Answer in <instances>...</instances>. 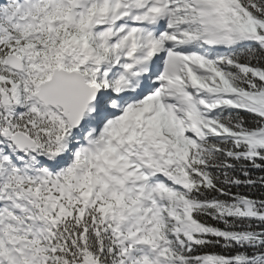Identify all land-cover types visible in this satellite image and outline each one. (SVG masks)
<instances>
[{"label": "rangeland", "instance_id": "1", "mask_svg": "<svg viewBox=\"0 0 264 264\" xmlns=\"http://www.w3.org/2000/svg\"><path fill=\"white\" fill-rule=\"evenodd\" d=\"M168 1L172 6V10L168 15V20H170L169 27L163 33V41H161L165 55L162 64V75L156 80V82L160 83V86L155 88L154 93L143 102L135 105L131 115L119 119L116 126H111L105 132V137L103 138L107 148L103 149V152L99 151L95 158L79 162L75 167L76 172L72 173V179H77L80 187L82 186L81 183L84 184L88 181L86 186L90 188L92 183L102 203L106 204L108 208L116 204L118 211L116 217L113 218L116 221V231L119 235H123L127 242L132 241V245L139 248L143 244L142 239H148L147 243H145L151 251L147 250L148 256L143 257L151 261V264H169L166 257L172 247V238L170 234H167L168 231L166 232L167 223L169 222L168 206L170 203L175 204L173 211L180 215V209L186 207L184 203L194 185L180 174H176L174 177L163 176L162 180L167 182V186L161 179H157L153 186L149 182L148 177L152 178L154 175L152 170L155 169L156 162L159 163L157 168L164 163L172 162L194 142L204 140L206 126H204L203 117L216 106L214 101L211 100V92L208 90H212L215 84L220 86L223 93H228L232 90L230 74L220 70L219 67H215V63L210 65L206 62H211V56L208 54L210 50L202 51L200 48H194L198 42L197 38H191V36L183 32L186 27L187 8L183 5L185 3L181 0ZM197 2L200 1L197 0ZM76 3L80 2L74 1L71 3L73 8ZM50 7L55 11L54 13L50 12L49 16H46V12H40L39 9L30 13L31 22L26 28L27 26L14 24L21 21L15 16L9 20L7 15L11 8L7 7L5 0L0 3V10L4 12V16H0V21L2 22L5 17L7 25L21 36V39H14L13 33H10L8 27L0 22L1 50L4 49L3 52L7 51V54L17 55L22 58L24 63V72L22 74L14 73L5 68L1 69L0 84L6 85L8 87V89L5 88L6 90L23 100L25 111L33 115H37L40 112L46 115L47 119L43 120L44 123L39 119H36V123L33 120L29 121L30 128L38 127V123H43V125L47 123L54 128L57 125V127H60L58 128L59 130H63L65 125L58 115L52 111L40 108L39 104L33 99V93L39 83L49 78L50 66L53 63L65 70H75L83 73L88 81L99 78L102 73L101 63L106 56V52L108 56H110V52L103 49V40L101 38L99 40L93 39L91 25L93 22L96 25L97 21L105 19L104 13L107 10H111V7L105 8V10L98 9L94 13L91 12L83 16V18H81L82 14L79 17L73 14V10H71L70 14L77 20L76 22L73 21L71 26L68 27L65 22L68 23L71 20V16L63 12L66 9L54 5ZM188 7L190 11L191 8L190 6ZM200 7L208 9V5L205 4L200 5ZM61 8L62 10L59 12ZM13 12H15L14 8ZM199 17L208 24L207 20L210 17V13L207 11ZM48 18H54V22L45 26ZM219 19V22L224 21L222 16ZM62 24H65L64 27L71 30L63 32ZM53 26L55 30L51 29ZM34 28L38 34L32 36L31 32L34 31ZM46 28L49 38L48 42L44 44L41 38L39 39V36L44 33ZM207 28L208 33H217L212 25H208ZM219 39V36H216L213 41L218 42ZM250 43L254 44L256 40L246 42V44ZM227 48L228 46L221 49ZM197 51L207 55H201ZM205 59L207 60L205 61ZM48 62H51V64ZM179 91L186 92L188 96L186 103L190 105L188 106L189 110H185L177 103L176 94ZM145 113H147V117L144 116ZM199 114L202 120L193 118ZM45 129H42L41 135L48 132ZM213 133L216 137L230 135L223 128L214 130ZM35 135L37 139H40L38 133ZM69 142L67 140V144ZM116 148L122 150L124 154L126 153L129 158H125L122 153H117ZM80 167L81 169L79 170ZM87 170L92 171L95 176L85 177L86 174H82V172ZM173 170L171 169L170 171ZM39 174L42 175L39 178V182H42L50 175L45 170ZM5 177L6 175L0 177V184L8 182ZM61 178L64 177L58 174L57 180ZM136 185L146 187L148 191V193L140 191L138 193L137 189L134 190L140 195V200H143V197L146 199L150 196L157 200L155 202L156 206L153 207V211H156L154 215H150L148 210H143V208H146L145 205L133 200V195L129 190L130 187H135ZM66 191L70 193L69 190L64 189L60 192L65 195ZM3 192L5 193L2 194ZM165 196L167 200L165 199L166 203L164 202L163 205ZM177 200H180L184 205L181 206V203H175ZM20 204L10 189L6 191L0 185V211L3 205L5 206L3 214L10 211L20 213L22 210V205ZM12 207L16 210L12 209ZM20 215L17 217L14 215L5 217L6 220L7 217H10L9 221H12L11 227L9 226L7 230L10 233L13 230H16V233L23 232L25 236L29 237L31 233L29 234L28 231L33 229L34 226L27 223L25 216L21 217ZM160 216L161 226L155 228L150 219L153 218L154 222H158L160 221ZM40 229H43V227L41 226ZM190 229L191 223H189V229H184V231H187V239L191 238ZM160 234L162 239H166V241L163 244L156 243V246H152L151 241H155V239L161 240ZM7 255L11 256V258L19 257L20 253L10 251Z\"/></svg>", "mask_w": 264, "mask_h": 264}, {"label": "trees", "instance_id": "2", "mask_svg": "<svg viewBox=\"0 0 264 264\" xmlns=\"http://www.w3.org/2000/svg\"><path fill=\"white\" fill-rule=\"evenodd\" d=\"M225 1V16L235 25L233 38L256 37L259 44L220 61L231 76L232 92L212 98L217 105L203 118L205 141L176 164L195 184L188 199L195 227L193 239L186 240L185 210L179 215L170 206L167 260L174 264H264V107L246 99L252 95L264 102V0ZM195 31L187 26L188 33ZM213 88L221 91L218 84ZM220 128L230 135L216 137L213 131ZM17 130L27 132L22 126ZM73 183L68 182L65 195L58 188L38 193L45 200L34 204L30 219H41L47 233L34 240L31 259L36 264H129V245L113 219L117 208L102 203L92 187Z\"/></svg>", "mask_w": 264, "mask_h": 264}, {"label": "water", "instance_id": "3", "mask_svg": "<svg viewBox=\"0 0 264 264\" xmlns=\"http://www.w3.org/2000/svg\"><path fill=\"white\" fill-rule=\"evenodd\" d=\"M4 66L16 71L22 70L20 61L13 57H8ZM38 90L37 98L44 101L47 105L60 107L63 111V116L70 123H72V117L69 115H74L78 112V107L73 106V104H81L82 101L86 100L87 92H90L89 89H86L83 78L80 75L58 70L53 72L50 82L41 85ZM1 97L2 106L7 107L10 103L7 95L2 92ZM3 137L8 138L11 144L19 151L28 150L34 152L36 149L35 143L22 133L11 134L5 130Z\"/></svg>", "mask_w": 264, "mask_h": 264}, {"label": "bare ground", "instance_id": "4", "mask_svg": "<svg viewBox=\"0 0 264 264\" xmlns=\"http://www.w3.org/2000/svg\"><path fill=\"white\" fill-rule=\"evenodd\" d=\"M104 15H105V18L108 17V15L106 14V12H105ZM120 15H122V13H118V16H120ZM106 26H107V25H106ZM113 26H114V25H113ZM106 28H107V27H106ZM116 28H117V27H116ZM88 110H89V115L86 116V121H87V119L89 118V116H91V114H92V112H93V108L90 107Z\"/></svg>", "mask_w": 264, "mask_h": 264}]
</instances>
